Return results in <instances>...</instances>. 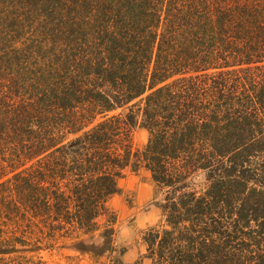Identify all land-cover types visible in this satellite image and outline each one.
<instances>
[{
	"label": "trees",
	"instance_id": "16d2710c",
	"mask_svg": "<svg viewBox=\"0 0 264 264\" xmlns=\"http://www.w3.org/2000/svg\"><path fill=\"white\" fill-rule=\"evenodd\" d=\"M214 1L187 0L189 40L174 50L156 41L154 0H0V158L10 165L0 187L26 190V208L83 231L118 181L145 169L164 192L162 220L142 233L152 264H264V0L218 13ZM25 22L31 37L14 47ZM210 70L206 85L185 76ZM140 97L136 110L110 115ZM91 124L57 147L59 127ZM136 126L148 133L142 152L131 145ZM23 158L33 163L16 172ZM65 167L72 185L61 189L50 182ZM197 170L208 171L202 195L188 191Z\"/></svg>",
	"mask_w": 264,
	"mask_h": 264
},
{
	"label": "rangeland",
	"instance_id": "374dc122",
	"mask_svg": "<svg viewBox=\"0 0 264 264\" xmlns=\"http://www.w3.org/2000/svg\"><path fill=\"white\" fill-rule=\"evenodd\" d=\"M255 1L218 0L214 1L213 9L214 12L218 13L219 8L226 11L232 9V6L239 4L240 7L244 3H255ZM154 5L153 13L159 17L156 23V41L158 43L161 41L170 42L172 39L175 43L171 45L174 50L179 49L178 46L181 43L187 47L189 38L187 34L184 35L188 29L186 20L190 16L188 13H193L194 7L187 8V0H154ZM24 25L29 29L22 30L21 35H17L16 41L13 42L14 47H21V41L31 37V35L25 36V34H29L28 31L33 29L34 24L25 22ZM180 27L182 28L180 29ZM168 29H172L171 36L168 34L166 38H162L165 33L169 32ZM250 32L248 35L250 39L253 38L258 41L255 38V32ZM238 45L240 46V44ZM263 48L264 46L260 53L264 51ZM154 58L153 55V60ZM212 73H214L212 70L210 72H187L185 76L201 77L197 80V84L206 85L204 76L212 75ZM181 77L176 75L172 79L177 80ZM240 87L245 90L242 83ZM142 99L143 97L137 98L110 115L126 114L130 109L136 110L137 107H140ZM138 119L140 120V118ZM96 122L98 123L99 120L97 119ZM91 127L92 124L85 126L77 134L67 133L64 127H59L58 135L59 139L60 137L62 139L61 141L58 140L59 145L57 147L68 146L71 141ZM53 132H57L56 128H53L51 133L53 134ZM147 139L148 133L140 126L134 127L130 132L131 145L135 151L142 152ZM121 145V141L118 140L116 146L120 147ZM4 148L10 147L6 145ZM68 150L70 151L65 157V164L67 167H71L74 157L71 151L73 150L71 148ZM56 157V154L52 155L49 163L55 166L58 174L62 177L63 174L59 166L61 162H55ZM262 159L257 158L253 162L258 164ZM31 160L33 161V159ZM32 161H26L23 158L20 161L21 165H15L13 169L20 172L29 167L33 163ZM4 162H6L4 158H0V168L10 167ZM43 162L48 161L43 160ZM137 170L134 174L124 175L118 181L119 192L107 199L104 213L100 212L92 223L85 226L84 229L87 230L83 231L78 225L61 223L55 218L51 219L52 217H48L41 207L37 208L36 212L26 208L25 205L29 207L26 190L16 197L14 191L11 192L8 187L7 189L0 187V201L3 202L1 209L3 213L4 210H9L8 216L0 214V264H152L149 259L145 258L142 233L162 220L161 208L164 192L155 188L147 170L138 168ZM9 172L8 174H5L6 171L0 173V175H5L0 178V182L10 179ZM64 172V180L54 178V182L50 183L52 185L58 183V187L61 189L71 187L73 174L70 171L66 172V167ZM187 186L188 191L196 195L204 194L209 186L208 171H195L188 177ZM51 188L57 187L51 186Z\"/></svg>",
	"mask_w": 264,
	"mask_h": 264
},
{
	"label": "crops",
	"instance_id": "0c3cea01",
	"mask_svg": "<svg viewBox=\"0 0 264 264\" xmlns=\"http://www.w3.org/2000/svg\"><path fill=\"white\" fill-rule=\"evenodd\" d=\"M141 170V169H140ZM128 174H130V172H128L126 175H128ZM131 174H134V173H131ZM118 188H120V187H118Z\"/></svg>",
	"mask_w": 264,
	"mask_h": 264
}]
</instances>
